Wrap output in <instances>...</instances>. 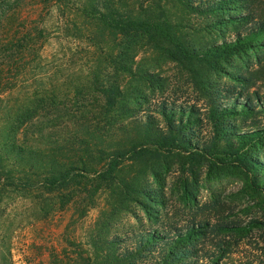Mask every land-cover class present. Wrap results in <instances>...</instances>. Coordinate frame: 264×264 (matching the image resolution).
Masks as SVG:
<instances>
[{
  "label": "trees",
  "instance_id": "16d2710c",
  "mask_svg": "<svg viewBox=\"0 0 264 264\" xmlns=\"http://www.w3.org/2000/svg\"><path fill=\"white\" fill-rule=\"evenodd\" d=\"M11 1L0 0V28L11 20ZM87 1L99 30L96 42H105L107 51L98 46L105 53L97 66L62 96L37 75L24 100L6 109L0 203L11 192L37 200L44 211L55 201H75L86 212L103 195L95 253H77L70 264H224L237 237L264 227V0ZM43 37L36 30L0 38V66L20 73L37 57ZM151 51L185 73L204 109L152 99L166 93L169 80L153 71L156 61L138 60ZM172 161L189 216L182 225L168 222L172 202L160 167ZM203 167L209 175L217 170L242 177L263 219L245 224L232 220L233 209L218 200L201 203L191 186ZM138 208L149 224L127 237L114 233L122 215Z\"/></svg>",
  "mask_w": 264,
  "mask_h": 264
},
{
  "label": "rangeland",
  "instance_id": "374dc122",
  "mask_svg": "<svg viewBox=\"0 0 264 264\" xmlns=\"http://www.w3.org/2000/svg\"><path fill=\"white\" fill-rule=\"evenodd\" d=\"M123 1L130 6L137 2ZM87 2V0H12L10 6L6 8L10 10L8 16L11 20L8 25L4 23L0 28L1 39H6L5 41L13 39L20 32L36 34V30H42L44 37L35 46L37 57H32L34 60L30 57L24 64L20 73L25 74L19 75L20 73L7 66H0V73L4 71L2 75L0 74L2 88L5 89L7 85H17L18 88L20 86L19 90L14 89V92L0 90V132L7 122L6 109L13 110L17 103L24 100L27 91L33 90V79L37 75L43 77V82L47 83L49 88L54 85L58 89L57 93L62 96L72 84L84 83L91 70L97 66L98 57L105 53L98 46H102L106 51L107 47L105 42L100 41V44L96 42L95 35L99 30L95 18L88 12ZM141 2L148 4L147 0ZM175 17L181 16L178 13ZM188 20L189 16H186L185 22ZM185 33L193 35L188 31ZM106 39L109 40L108 35ZM153 54V51L143 52L138 60L146 58L156 61L154 63L157 64H151L153 71L168 79L169 86L164 95L157 93L152 99L161 101L162 98H167L170 101H177L178 104H196L204 109L200 92L185 73L181 72L175 63ZM207 133L208 129L205 128V137ZM160 169L167 176V195L172 202L169 217L173 219H168V222L174 223L179 219L182 225L189 216L184 213L185 208L179 201L181 197L178 190L181 179L179 167L172 161L161 165ZM201 172V178L191 186L201 203L218 200L226 208L233 209L232 220L245 224L263 219V208L255 195L246 189L242 177L217 170L216 174L209 175L206 167H203ZM3 196L2 204L0 203V264H70V261L76 259L77 253H82L84 257L94 255L92 237L95 235L98 222L103 219L101 213L107 203L103 195L97 199L95 207L87 209L86 212L82 204L75 201L63 204L55 201L49 203V208L44 211L40 209L37 200L23 199L11 192ZM80 200L81 198L78 199ZM230 211L229 209L226 213ZM134 213L135 215L123 214L114 226L113 232L127 237L132 231L140 230L142 223L149 224L141 209L138 208ZM236 240L237 245L224 260V264H264L262 225H258L243 237H237ZM128 245L132 246L131 242ZM142 264H154V261Z\"/></svg>",
  "mask_w": 264,
  "mask_h": 264
}]
</instances>
